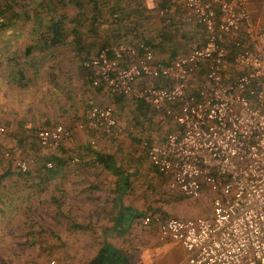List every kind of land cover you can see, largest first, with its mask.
<instances>
[{"label": "built area", "instance_id": "2783aa9c", "mask_svg": "<svg viewBox=\"0 0 264 264\" xmlns=\"http://www.w3.org/2000/svg\"><path fill=\"white\" fill-rule=\"evenodd\" d=\"M34 1L56 0H27ZM169 1L202 29L199 47L161 62L144 41L111 44L82 68L93 87L149 105L178 127L162 144H144L149 163L170 190L189 199L214 195L208 217L148 215L142 223L157 225L160 242L179 243L186 252L183 264H264V0ZM252 1L258 2L257 19ZM159 14L168 27V8ZM229 59L239 72L230 80ZM200 72L204 79L193 90L190 82ZM143 80L162 83L142 85ZM116 127L113 107L103 106L93 107L76 131L113 138ZM5 132L0 125V137ZM72 135L56 125L38 131L36 139L40 148L53 151ZM30 164L22 160L16 167L25 173Z\"/></svg>", "mask_w": 264, "mask_h": 264}, {"label": "crops", "instance_id": "0c3cea01", "mask_svg": "<svg viewBox=\"0 0 264 264\" xmlns=\"http://www.w3.org/2000/svg\"><path fill=\"white\" fill-rule=\"evenodd\" d=\"M160 1L180 8L176 2ZM250 10L257 19L258 2L252 1ZM32 28L28 24L0 29V125L6 131L3 137L12 143L9 146L17 145L16 148L31 142L36 132L48 124L74 123L67 119L71 116L68 109L74 107L72 103L67 106L70 100L67 63L91 59L101 47L100 42L93 41L78 44L71 35L58 45L50 46L41 40L44 34L32 32ZM228 62L231 60H226L225 77L230 80L239 72L232 64V71L229 70ZM82 71L85 73L84 69ZM202 79L204 74L200 72L190 82V87L196 90ZM176 131L175 125L173 132ZM95 168L104 169L101 165L65 169L58 183L44 184L46 206L55 201L51 196L52 182L58 192L59 213L53 217L59 225L52 224L51 213L39 214L28 209L20 212V208L4 207L33 204L34 199L21 192V185L14 184L12 190L16 193L11 196L5 193V197L0 198V264H51L52 253L60 254L54 264H89L105 247L115 255L106 264H183L186 252L182 246L172 241L159 244L157 225H144L142 220L148 213L163 219L208 217L210 206L191 217V204H155L153 199H148L147 187L132 193L128 182L97 179ZM4 170L3 173L15 174L13 166H6ZM7 183L2 182V185ZM172 195L170 199L174 200L179 194ZM203 197L210 204L214 195L203 193L200 198ZM54 237L56 244L52 243Z\"/></svg>", "mask_w": 264, "mask_h": 264}, {"label": "rangeland", "instance_id": "374dc122", "mask_svg": "<svg viewBox=\"0 0 264 264\" xmlns=\"http://www.w3.org/2000/svg\"><path fill=\"white\" fill-rule=\"evenodd\" d=\"M25 1L27 2V0ZM144 4L152 11V14L150 15L149 24L145 26L143 40L151 45L155 58H159L160 61L175 60V58L181 57L195 47L200 46L203 42V32L199 27L185 20L181 7H175V4L173 5L172 3L159 2V0H144ZM163 8H168V18H170L168 27L164 26L163 19L159 14V11ZM82 63L81 61L67 63V78L69 83L67 96L69 95L70 98L67 101V106H70L71 103L74 106L71 107L72 110L68 109L71 116H68L67 119L73 120L74 123L66 125L62 122H53L42 128L64 125L66 128H71L68 129L73 132L72 138L65 142L59 150L48 152L42 150L37 143L36 134L42 129L36 132L35 138H32L31 142H26L24 146L20 144L18 148H16L17 145L10 147L9 145L12 143L6 140V137H3L4 134L0 137V177L3 171H5L4 168L6 166H13L15 172L18 173L15 164L19 161L30 160V170H33L37 161L52 157L54 161L50 162L51 168L49 170L54 169L56 162L60 165L59 169H55L57 173L54 176V178H57L54 181L58 183L61 175L60 172H64L65 169L98 165L89 156L92 150L109 154L114 158L116 165L121 170V179L130 183L132 193L139 191L140 187H147L149 192L148 199L149 201L153 199L152 201L155 204L174 206L176 203H180L183 206L189 203L191 204V217L198 216L203 207L208 209L210 204L204 197L196 200L184 199L176 195L174 200H171L170 197L173 196L172 194H175V191L170 190L168 180L158 175L148 162L144 144L146 142L154 143L164 140L167 134L174 131L175 125L172 120L163 114L153 113L149 108L139 107L138 102L135 100L122 97L113 98L103 88H94L87 80L86 71V75L82 71ZM228 64V69L232 71V63L228 62ZM142 85H150V82L143 80ZM113 101L114 104L112 103ZM57 106H59L58 100ZM103 106L113 107L117 121L115 137L106 138L99 134L76 131V126L85 120L88 112L93 107ZM77 135H80V137H76ZM74 159H78V162L80 160V163L73 162ZM94 172L97 179H103L104 181L117 180V177L108 171L103 174L105 172L104 169L99 170L95 168ZM13 179L14 177H9L3 182H10ZM53 182L51 196L56 198L58 197V192L55 191V184ZM33 196V204H28V206L19 204L16 206V210L20 208V212H25L28 209L30 212L39 214L51 213L54 220L52 224L56 223L59 225L58 220H55V217H53L55 213L59 212L58 204L57 208L54 202L50 206H46L44 203V193H35ZM10 208L15 210L14 206ZM150 214L152 213H148V215ZM52 240L53 244L57 243L55 237ZM156 240L159 244H163L158 240V232ZM59 255V253H52L51 264L57 261L56 259Z\"/></svg>", "mask_w": 264, "mask_h": 264}, {"label": "trees", "instance_id": "16d2710c", "mask_svg": "<svg viewBox=\"0 0 264 264\" xmlns=\"http://www.w3.org/2000/svg\"><path fill=\"white\" fill-rule=\"evenodd\" d=\"M151 14L152 11L145 6L144 0H56L34 2L0 0V15L3 17V24L0 29H11V26H26L30 24L33 27L31 31L44 34L40 38L48 42L50 46L58 45L71 35L73 41L75 40L78 44H81L82 41L100 42L101 49L111 44H136L140 41H145L143 40L144 30L146 24H149ZM83 61L85 60L81 62ZM161 83L159 80L150 81L151 86H160ZM138 104L139 107L151 109L153 113L163 114L155 111L149 105L140 102ZM61 146L53 151L41 149L54 152L59 150ZM89 156L95 164L101 165L105 171L116 176L118 181H123L121 179V170L111 155L91 150ZM53 161L54 158L52 157L39 160L33 170H30L29 166L25 173H20L15 164L18 173L5 172L0 177V198L5 197V193L9 196L13 195V193L15 194L16 192L12 190L14 184L21 185V192L25 195L28 194L30 197L35 193L43 194L44 184L57 180L54 176L57 173L55 169L60 168L59 163H55L53 170L46 168V163ZM78 163H80V160ZM9 177H14V179L8 182L7 185H2V182ZM54 200L53 202L56 204V208L58 204L59 210L58 197L54 198ZM4 207L11 209L10 207L13 206L5 205ZM58 213L55 214L58 215ZM114 256L111 249L105 247L97 253L89 264H106L111 259H114Z\"/></svg>", "mask_w": 264, "mask_h": 264}]
</instances>
